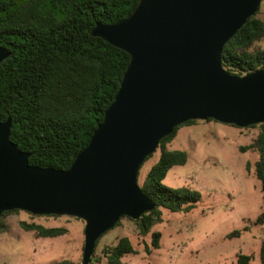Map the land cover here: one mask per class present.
I'll return each mask as SVG.
<instances>
[{
    "label": "water",
    "instance_id": "1",
    "mask_svg": "<svg viewBox=\"0 0 264 264\" xmlns=\"http://www.w3.org/2000/svg\"><path fill=\"white\" fill-rule=\"evenodd\" d=\"M261 2L139 0L117 23L95 24L91 37L129 56L114 100L66 170L30 166V154L9 140L10 119L0 123V215L82 220L81 264H89L96 241L119 219L135 221L154 209L138 171L175 127L208 119L264 125V70L230 76L221 60ZM9 55L0 47V63Z\"/></svg>",
    "mask_w": 264,
    "mask_h": 264
},
{
    "label": "trees",
    "instance_id": "2",
    "mask_svg": "<svg viewBox=\"0 0 264 264\" xmlns=\"http://www.w3.org/2000/svg\"><path fill=\"white\" fill-rule=\"evenodd\" d=\"M138 1L0 0V47L10 53L0 63V123L10 119L9 140L30 154V166L66 170L88 145L114 100L129 62L126 53L91 37L90 32L97 23L112 25L126 18ZM258 11L259 8L223 47L222 67L230 76L264 70V48L257 46L264 40V20L257 17ZM195 122L187 121L161 139L158 162L142 184L137 180L142 193L155 206L139 219H129L141 236L161 221V209L188 213L200 199L197 191L162 184L170 168L187 162L186 152L167 151L165 144L173 139L177 128ZM258 126L256 139L242 150L252 149L259 155L254 171L264 197V125ZM252 127L256 125L247 128ZM12 212L19 210L3 212L0 217ZM255 223L264 224V209ZM20 228L36 237L54 238L65 233L62 228H44L34 223L21 222ZM240 234L233 231L226 238ZM159 238L158 233L152 234L153 249L158 248ZM96 246L97 241L89 264L92 260L98 262L94 259ZM145 251L150 252L147 247ZM134 253L126 237L102 250L108 264H121L124 255ZM258 257L259 264H264V240ZM253 259L252 254L238 253L235 264H250Z\"/></svg>",
    "mask_w": 264,
    "mask_h": 264
},
{
    "label": "rangeland",
    "instance_id": "3",
    "mask_svg": "<svg viewBox=\"0 0 264 264\" xmlns=\"http://www.w3.org/2000/svg\"><path fill=\"white\" fill-rule=\"evenodd\" d=\"M257 17L264 20V0ZM257 46L264 48V40ZM260 127L237 128L216 121H197L176 129L167 151L187 153L183 166L170 168L162 184L171 189L189 188L200 194L188 213L161 209V221L141 236L136 224L127 218L97 240L92 264H108L102 254L126 237L135 253L121 258V264H235V255L252 254L250 264H259V248L264 240V224L256 218L264 209V197L255 176L259 159L255 150H242L251 144ZM160 148L143 162L137 180L142 184L158 162ZM44 228H62L54 237H36L20 228V223ZM244 228H246L244 230ZM82 220L67 217L34 216L12 212L0 217V264H81L84 242ZM233 231L239 237L227 239ZM160 235L158 248L151 246L152 234ZM147 247L150 252L145 251Z\"/></svg>",
    "mask_w": 264,
    "mask_h": 264
}]
</instances>
